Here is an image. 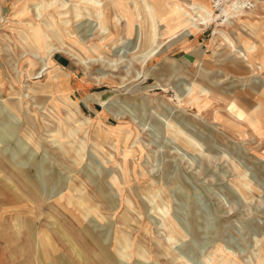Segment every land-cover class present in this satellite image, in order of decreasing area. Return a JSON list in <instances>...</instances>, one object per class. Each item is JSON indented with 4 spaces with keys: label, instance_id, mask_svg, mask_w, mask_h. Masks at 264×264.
Returning a JSON list of instances; mask_svg holds the SVG:
<instances>
[{
    "label": "rangeland",
    "instance_id": "374dc122",
    "mask_svg": "<svg viewBox=\"0 0 264 264\" xmlns=\"http://www.w3.org/2000/svg\"><path fill=\"white\" fill-rule=\"evenodd\" d=\"M87 1L0 0V105L12 111L11 122L0 120L8 138L0 163L8 179L16 175L14 189L0 179V264H42L43 232L51 264H105L104 251L112 264H142L138 253L143 264H264V113L253 128L224 101L190 99L205 86L243 92L264 83V68L236 69L213 40L216 26L250 31L237 12L263 26L264 0L243 11L237 0L217 11L206 0L211 15L197 34L187 31L198 21L180 18L167 30L162 15L204 0ZM147 36L153 52L143 55ZM172 59L177 71L166 68ZM57 131L65 137L52 144ZM61 145H82L77 162ZM2 157L31 158V182L21 170L9 175ZM74 188L96 212L83 218Z\"/></svg>",
    "mask_w": 264,
    "mask_h": 264
},
{
    "label": "bare ground",
    "instance_id": "6f19581e",
    "mask_svg": "<svg viewBox=\"0 0 264 264\" xmlns=\"http://www.w3.org/2000/svg\"><path fill=\"white\" fill-rule=\"evenodd\" d=\"M89 1H87V2H89ZM207 1L204 0L203 3L199 4V6H195L196 3L194 1L192 3H190V4H187V5H183V6L178 5L177 6V9H176V11L174 13V15L173 14H167L168 15V18H164L163 15H162L163 20H165L166 29L167 30H169V29L172 30L173 25L180 18H182V20H183L182 26L188 25L189 23H192V22H195V21H198L199 22V25H197V26L195 24H193L192 26H190V28L188 29L187 33H189V32L190 33L191 32L193 33L194 32V33L197 34V32H199L202 29L201 26H203V27L206 28L208 26L209 16L211 15V10L209 8L210 6H208ZM95 4L97 5V3H95ZM161 5H162L161 8L164 11H167V8L163 4H161ZM103 10L100 11V14L98 13L97 17L103 18ZM241 15H243V13L237 12V15H236L237 21H242L243 22V27L249 28L250 31L248 32L247 30H244L243 28L242 29L239 28L238 33L228 34L221 27L219 28V26H216L214 28V30H213V40H214V43L217 44V48H219V50L220 49H224L226 52H223V51L219 52V51H217L215 54L222 55L225 59L230 60L234 64V66H235L236 69L237 68L238 69H241L242 67L240 66V64L238 65V62L240 63V61H244L245 62V67L247 69H250L252 72H254V66H257V68H259V69H263L264 68V61L261 62L259 60L260 57H262V54L264 53V36H261V33L264 31L263 30L264 29V25L263 26H262V24L261 25H256L255 23H250L249 21H246V20L243 21V20H241ZM90 18H92V17H90ZM216 21H218V19ZM155 23H157V22H155ZM227 25L228 26L229 25H232V23H228L227 22ZM261 29L263 31H261ZM176 33H173V35H175ZM187 33H186V35H187ZM244 33H246V34H244ZM140 36H141V33H140ZM140 36H139V38H140ZM152 36H153V34H152ZM251 38L252 39H258V40H260L261 41V45L260 44H257L255 42V40H252ZM146 39H148V36L146 37ZM150 42H154V40H152V38H149L148 40H146V45H145L146 47L144 48V50L142 49L143 52H145V53H143V55H146V54H149V53H152L153 52L152 51L153 49L150 50V48L152 47L150 45ZM218 42H220L219 45H218ZM237 48H238V50H236ZM54 50H56V49H54ZM76 50H78V49H76ZM68 52H70V51H68ZM78 52H76V53H78ZM231 53H233L235 56L233 54H232L233 55L232 56ZM72 54L74 55V58H76V60H79V56H77L73 52H72ZM82 63L84 65H86L85 60H83ZM46 66H47V64H46V62H44L41 65L40 69L37 71V74L39 75V74H41V72L43 73L44 71H46L47 70ZM178 67H179L178 62L175 61L174 59H172V61L168 62L167 66H166V68L169 69V70H171V71H177ZM59 70H61V68H59ZM56 77H57V80H58L57 81L58 82L57 83V86L60 87L61 91L63 92L67 88L68 80L65 77V75H64L63 78H61L60 75H59V72H58V74H57ZM259 84L261 86L264 85V83H259ZM259 86H256L255 85L254 87H251L250 89L245 90L243 92H240V90L239 91H234V92L233 91L232 92H229L225 88H221L220 90H218L216 87H213V86H205V88H199L198 89V91H199L198 94H196L197 90L194 89V91H193L192 96H191L190 99L192 101H195L197 103V105H200L202 102L205 105V104H207L208 102H210L212 100H217V101H222V102L224 101L225 102V105H226V109L228 110L229 114L233 118L238 119V120H244L250 126H252L253 128H255L254 122H257V118H256L257 117V113H259L261 111H262L261 114L264 113V101L262 100V97H264V93H259V90H258L259 89ZM221 90L222 91L225 90V91L224 92H221ZM258 93L261 94V95L257 97V95H259ZM253 99L255 101H253ZM241 103H243V104H241ZM68 105H70V104H68ZM257 106L259 107L258 108V112L254 111V109ZM161 108H162L163 111H164V109L167 110V108H163L162 106H161ZM10 112L12 113V111L4 110V106L3 105H0V120L1 121H9V122H11V120H10ZM262 124H264V121H262ZM18 127L19 126H18L17 123L12 124L11 127H10L9 133H16L17 130H18ZM57 132H59V136L60 137L56 136V138L58 137L59 139H56L54 137L53 140H51L52 141L51 142L52 144L53 143H57V142L59 143L60 142V139H63V137H65L64 134L61 131H57ZM56 134H58V133H56ZM4 138L5 139H8L7 138V134L0 127V141H3ZM182 141H183L184 144L190 145V144H188V142H186V140L185 141L182 140ZM0 147H1V145H0ZM60 148L63 150L64 147L61 145ZM64 149H65L66 153H69L70 154V152H72L73 155H74V160H75L74 162H77L79 156L81 155L80 152H81V149H82V145H78L77 147H75L73 149H66V148H64ZM0 155L3 156V151H1V150H0ZM2 159L5 161L6 164H8V169L7 170H8V174L9 175L12 173L11 171L15 172L17 170H21V174H22L23 178L26 181L31 182V179L28 176L29 171H30L29 170V168H30L29 165L32 162V159L31 158H28L26 160V162H24V159H22V157H20L17 160L7 159L6 157H2ZM3 166H4V164H3ZM3 166L0 163V179H2L3 181H6V182H9L10 184H12L13 182H11V181L13 179H16V175H12L11 174L9 176L10 179H8L5 176V174H4V172L7 173L6 170H5L7 168L6 167L7 165L4 166L6 168H4ZM14 187L15 186L12 184L11 185V188L14 189ZM74 189L76 190V196L77 197H74L73 196L71 198H73V199L76 198L75 202H77L78 205L82 206V208L84 209L83 218H86L90 214L92 215L93 214V210L96 212L97 211L96 206L90 204V202L88 201L89 199H87L86 194H84L80 190H77V188H74ZM68 202H70V201L68 200ZM35 236H36V234H35ZM65 236L67 237V243L71 246V249L77 254V256L79 258H82L81 251L78 250L79 248L77 247V245L73 242L72 239L69 238V236H67L66 233H65ZM94 241H96V240H94ZM119 242L122 244L121 245L122 249L128 250V246L127 245L123 244V242H121V241H119ZM36 244H37V247H38L39 250L40 249L44 250V251H41L40 250V260H41V263L42 264H51V262L48 261L50 254L47 252V248L51 247V245L49 243V237H48V235L45 232H43V235L39 236V233H38L37 238H36ZM102 251H104V250H102ZM118 252H119V256L120 257L126 258L127 254L124 251L118 250ZM104 253L106 255L105 258H104V263L105 264H112V263H114V260L115 259L112 257V255L110 253H106V251H104ZM137 256L139 257V259H142V261H139L138 260V262H141L143 264L144 263L143 260H146L145 255L142 254V253H138Z\"/></svg>",
    "mask_w": 264,
    "mask_h": 264
},
{
    "label": "built area",
    "instance_id": "2783aa9c",
    "mask_svg": "<svg viewBox=\"0 0 264 264\" xmlns=\"http://www.w3.org/2000/svg\"><path fill=\"white\" fill-rule=\"evenodd\" d=\"M233 2L234 3V0H216L213 5H214V11L216 10H219V7L220 5H224L226 2ZM219 2V5H217ZM216 3V4H215ZM251 7V2L249 0H237L235 3H234V8H237V9H240V10H244V9H249ZM223 10V9H222Z\"/></svg>",
    "mask_w": 264,
    "mask_h": 264
}]
</instances>
